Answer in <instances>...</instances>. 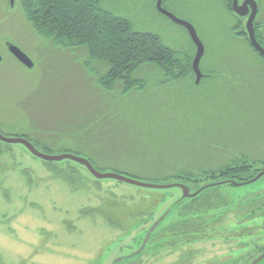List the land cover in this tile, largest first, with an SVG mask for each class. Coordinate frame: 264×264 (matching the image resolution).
<instances>
[{
	"label": "rangeland",
	"instance_id": "1",
	"mask_svg": "<svg viewBox=\"0 0 264 264\" xmlns=\"http://www.w3.org/2000/svg\"><path fill=\"white\" fill-rule=\"evenodd\" d=\"M256 1V31L264 43V0ZM101 2L136 29L157 33L181 54L195 55L186 27L160 14L156 0ZM228 2L172 4L202 39L201 69L210 70L211 79L198 84L173 80L146 64L135 75L144 79L142 88L124 94V81L105 84L109 64L92 56L87 45H59L45 38L19 0L13 6L0 0L1 133L29 138L49 154L89 157L101 171L147 182L164 183L181 165L178 159L190 167L246 155L260 160L257 168L264 169V60L246 40L247 18L237 16ZM9 43L25 51L33 66L21 63ZM79 167L87 185L73 188L24 144L0 140V264H244L238 257L250 250L255 256L264 244V217L246 221L244 230L245 222L231 212L224 220L228 234L217 230L221 237L177 249L163 247L174 242L163 234L134 255L151 222L137 214L161 195L172 202L182 189L96 178ZM220 191L231 204L245 205L264 196V176L222 185ZM143 197H149L148 204L137 206Z\"/></svg>",
	"mask_w": 264,
	"mask_h": 264
},
{
	"label": "trees",
	"instance_id": "2",
	"mask_svg": "<svg viewBox=\"0 0 264 264\" xmlns=\"http://www.w3.org/2000/svg\"><path fill=\"white\" fill-rule=\"evenodd\" d=\"M19 1L23 5L27 18L45 38L51 39L59 45H87L92 56L107 61L109 69L104 78L105 84H113L117 80L124 81V94L134 86L142 88L144 79H135V75L137 70L146 64L156 65L165 77L173 80L189 79L194 76L192 69L194 55L181 54L166 44L157 33L136 29L130 19L106 8L101 0ZM257 37L264 44L262 38L259 35ZM246 40L256 54L264 60V57L252 46L248 37ZM204 72L211 74L210 70ZM211 78L212 76H207L204 79ZM173 146L177 149H184L179 144ZM207 148L210 147L206 146V150ZM199 151L201 150L199 149ZM175 154L177 155L174 159L178 158L181 153ZM87 158L98 168L91 158ZM178 160L180 161L177 163H181V165L176 166L178 169L172 170V174L166 178L164 183H184L190 187L191 192H196L208 184H212V186L202 189L195 196L182 198L180 195L172 202H170V198L167 202L168 197L162 195L159 199L156 198L158 201L154 198L150 199L151 201L155 200L156 203L151 204L150 208L141 209L137 214L140 215L143 222L151 221L150 226L145 229L146 233L165 211L169 210V213L153 230L148 244L156 242L163 234L169 235L174 241L170 244L165 243L163 247L168 245L173 249L203 239L221 237L218 232H222V230L223 233H230V229L224 227V220L231 212L240 224L245 222L244 230H248L246 221L264 217V196H258L245 205L231 204L220 189L222 185L232 183L218 184L225 180L241 182L253 178L263 170L257 168L260 160L254 161L246 155H237L229 161L227 159H224L225 161L209 160L205 163L197 161V166L190 167L184 165L187 162L186 159H183V162L181 159ZM261 162L264 163V160ZM207 163L212 166H207ZM47 164L50 165V169L56 176L62 178L71 187L81 188L87 185V178L79 167L81 164L74 163L72 160L50 161ZM148 199L149 197H143L137 206L148 204L146 203ZM145 210L151 213L148 214ZM159 210L162 212L156 217ZM109 220L117 227L122 226L119 223H113L111 219ZM223 238L226 239L225 236ZM251 240H249L250 244ZM263 251L264 244L259 247V254ZM256 255L253 256L250 250L238 258L243 259L244 264H249Z\"/></svg>",
	"mask_w": 264,
	"mask_h": 264
},
{
	"label": "water",
	"instance_id": "3",
	"mask_svg": "<svg viewBox=\"0 0 264 264\" xmlns=\"http://www.w3.org/2000/svg\"><path fill=\"white\" fill-rule=\"evenodd\" d=\"M10 5L13 6L16 2V0H9ZM162 0H158V8L159 10L164 13L165 15L169 16L173 21L176 23H179L186 27L188 30L192 40L194 41L196 45V53L192 61V69L196 75V83H199L201 78L203 77L204 73L201 69V61L205 54V45L200 38L199 34L197 33V30L195 26L189 22L188 20L179 18L176 16L173 12L168 11L162 7ZM232 8L234 12L240 16H247L249 15L247 22H246V30L248 32L249 40L252 44V46L264 57V45L259 41L257 37V31H256V25L255 20L258 14V3L256 0H244L242 3H240V0H232ZM251 10V11H250ZM9 49L11 53L24 65L28 67L33 66V61L29 57V55L23 51L18 45L9 43L8 44ZM2 59V56L0 54V60ZM0 140L9 142V143H15L19 142L24 144L35 156L45 160V161H62L64 159L72 160L76 163H79L83 166H85L96 178H115L130 184H134L140 187H148V188H172V187H179L182 189V198L191 197L197 195L202 189L212 186V184L205 185L201 189H199L196 192H191V189L188 185L184 183L179 182H171V183H156V182H147L142 181L138 178L119 173V172H104L100 171L98 168L94 166V164L84 156H80L74 153H61V154H49L46 152H43L39 150L33 142L28 140L25 137H8L3 135L0 132ZM264 176V170L260 171L255 177L243 181V182H237L235 180H225L220 181L218 184H224L226 182H230L235 185H241L249 182H253L259 178ZM169 210L165 211L159 219H157L153 225L150 227L149 231L147 232L143 244L141 248L137 251V253L141 252L145 245L148 243V240L150 238L151 233L155 228L161 223L162 220L165 219V217L168 215ZM121 260V259H120ZM264 260V252L258 255L256 258H254L249 264H262Z\"/></svg>",
	"mask_w": 264,
	"mask_h": 264
},
{
	"label": "flooded vegetation",
	"instance_id": "4",
	"mask_svg": "<svg viewBox=\"0 0 264 264\" xmlns=\"http://www.w3.org/2000/svg\"><path fill=\"white\" fill-rule=\"evenodd\" d=\"M229 2H228V8L230 9V10H232L233 12H234V10H233V8L231 9V7H232V0H228ZM170 2H171V5H170ZM173 2H175V0H162V7L164 8V9H166V10H168V11H171V12H173L174 13V11L172 10V4H173ZM243 1H240V3H242ZM231 3V4H230ZM156 8H157V10H158V12L160 13V14H162V15H164V16H166V17H168L169 19H171L169 16H167V15H165L164 13H162L160 10H159V8H158V0H156ZM230 5H231V7H230ZM251 11V10H250ZM235 13V12H234ZM175 14V13H174ZM236 14V13H235ZM176 15V14H175ZM237 16H239L240 18L241 17H244V18H247L248 19V17H249V15H247V16H240V15H238V14H236ZM176 16H178V15H176ZM179 17V16H178ZM179 18H181V17H179ZM183 19V18H182ZM172 21H173V19H171ZM186 20V19H185ZM175 22V21H174ZM190 22V21H189ZM192 23V22H191ZM188 31V30H187ZM196 47V46H195ZM193 61V60H192ZM204 73V75H203V77L201 78V80H200V82L199 83H201L202 82V80L204 79V78H206L207 76H212L211 74H209V73H205V72H203ZM189 79H192L194 82L196 81V75H195V73H194V76L193 77H190ZM196 84H198V83H196ZM1 132V131H0ZM4 135V134H3ZM20 137H23V136H20ZM26 138V137H25ZM28 140H30L31 141V139H29V138H27ZM32 142V141H31ZM34 144V143H33ZM35 145V144H34ZM36 146V145H35ZM37 147V146H36ZM40 150V149H39ZM46 162H50V161H46ZM107 218V217H106ZM264 252V251H263ZM263 252H261V253H263ZM134 255L135 254H138L137 252H135V253H133ZM133 255V256H134ZM258 255H260V254H257L256 256H258Z\"/></svg>",
	"mask_w": 264,
	"mask_h": 264
}]
</instances>
